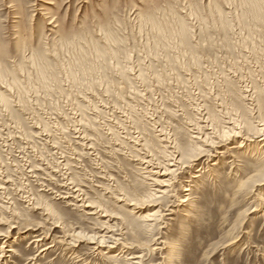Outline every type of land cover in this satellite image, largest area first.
I'll list each match as a JSON object with an SVG mask.
<instances>
[{
	"label": "rangeland",
	"instance_id": "obj_1",
	"mask_svg": "<svg viewBox=\"0 0 264 264\" xmlns=\"http://www.w3.org/2000/svg\"><path fill=\"white\" fill-rule=\"evenodd\" d=\"M249 1L0 0V264H264Z\"/></svg>",
	"mask_w": 264,
	"mask_h": 264
},
{
	"label": "bare ground",
	"instance_id": "obj_2",
	"mask_svg": "<svg viewBox=\"0 0 264 264\" xmlns=\"http://www.w3.org/2000/svg\"><path fill=\"white\" fill-rule=\"evenodd\" d=\"M249 2H251L252 3V6H257V10L258 9H260V6H263V5H261V4H263L264 2L262 1V0H250ZM262 2V3H261ZM261 10V9H260ZM53 23V22H52ZM180 37H181V41L182 42H186V37L188 36L187 35V29H186V27L184 28H182L181 30H180ZM96 50H97V52L96 53H98V55L100 56V57H102L103 59H105L106 60V58H107V55H108V53L106 52V50L104 49V48H100V47H96ZM3 101H4V103L5 104H7L8 103V101H7V99L6 98H4L3 99ZM239 121V120H238ZM230 122V121H229ZM235 125V124H234ZM248 127V126H247ZM249 128V127H248ZM257 129V128H256ZM236 130V129H235ZM251 130H253V129H251ZM255 130V129H254ZM259 131V130H258ZM262 134L264 135V129H262ZM17 132V131H16ZM255 132H257V130H255L254 131V133ZM248 135V134H247ZM250 135V134H249ZM257 135H258V133H257ZM198 136V135H197ZM198 138V137H197ZM206 138V137H205ZM211 139V138H210ZM264 140V139H263ZM207 142H208V140H206ZM211 142H212V140H211ZM204 143V142H203ZM197 144V143H196ZM214 144V143H213ZM212 144V145H213ZM200 145V144H199ZM207 145H209V143L207 144ZM212 145H210V146H212ZM243 145V144H242ZM201 146V145H200ZM214 147V146H213ZM204 150V149H203ZM205 152V151H204ZM173 154V153H172ZM174 154H175V152H174ZM204 154V153H203ZM206 154V153H205ZM184 156V155H183ZM201 156H202V154H201ZM151 157V156H150ZM199 158H201V157H198L197 159H193V160H198ZM188 160V159H187ZM201 160V159H200ZM149 161V160H148ZM168 161V160H167ZM199 161V160H198ZM145 162V161H144ZM147 162V161H146ZM154 162V161H153ZM150 163H151V161H150ZM192 162H190V164H191ZM197 163V162H196ZM155 164V163H154ZM160 164V163H159ZM167 164V163H166ZM189 164V162L188 161H185V160H183V158L182 157H179V156H172L171 157V159L169 160V163H168V166L165 168V169H163V170H165L163 173H159V175L158 176H160V175H164V174H168L167 176H171L172 175V177H173V175H175L184 165H190ZM152 165H153V163H152ZM161 165V164H160ZM195 165V164H194ZM191 167V166H190ZM193 168V167H192ZM182 170V169H181ZM257 171H255L256 172V174H254L253 176L251 175V177L249 178V179H247L246 180V182H251V183H259V182H264V164L263 165H261L260 167H258V169H256ZM166 172V173H165ZM199 172V171H198ZM201 172V171H200ZM154 173H158V172H155L154 171ZM253 173V172H252ZM196 174V173H195ZM157 175V174H156ZM193 176V175H192ZM201 176V175H200ZM199 176V177H200ZM171 177V178H172ZM196 178H199L198 177V175H196L195 176ZM157 178V177H156ZM155 178V179H156ZM174 178V177H173ZM176 178V177H175ZM154 180V179H153ZM162 181H160V180H155L156 181V184L157 185H160L161 187H163V186H170L169 185V182H170V180H163V179H161ZM193 182V181H192ZM245 182V183H246ZM155 183V182H154ZM186 188V187H185ZM189 188V189H188ZM188 188H186L184 191H189L190 190V187H188ZM242 188V187H241ZM169 189V188H168ZM171 189V188H170ZM170 189L168 190V191H170ZM78 191V190H77ZM159 191V190H158ZM167 191V188H164L163 190H162V192H168ZM155 192H157V191H155ZM154 192V193H155ZM161 192V193H162ZM192 192V191H191ZM75 193V192H74ZM153 193V192H152ZM152 193H151V195H152ZM159 193V192H158ZM189 195V194H188ZM192 195V194H191ZM78 196V195H77ZM76 196V198H78ZM156 197L158 196V195H155ZM171 196V195H170ZM153 197H154V195H153ZM155 197V198H156ZM188 201V198L186 197V199L183 201V202H187ZM133 203H131V205H132ZM93 206V205H92ZM90 204H89V206H87V207H91V208H93ZM136 206V205H135ZM92 210V209H91ZM257 211V210H256ZM92 213H95V208L92 210ZM101 238V237H100ZM112 239V238H111ZM94 240V239H93ZM95 240H97V239H95ZM103 242V243H102ZM106 242H108L105 238H101V239H99V245L101 246V245H103L104 243H106ZM96 243V242H95ZM108 244L106 243V246H107ZM135 258H138V257H135Z\"/></svg>",
	"mask_w": 264,
	"mask_h": 264
}]
</instances>
